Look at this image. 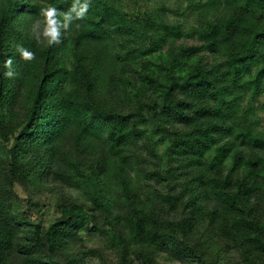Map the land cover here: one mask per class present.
Here are the masks:
<instances>
[{"label": "trees", "instance_id": "16d2710c", "mask_svg": "<svg viewBox=\"0 0 264 264\" xmlns=\"http://www.w3.org/2000/svg\"><path fill=\"white\" fill-rule=\"evenodd\" d=\"M70 3L0 0V264H264V0Z\"/></svg>", "mask_w": 264, "mask_h": 264}, {"label": "clouds", "instance_id": "9594fccd", "mask_svg": "<svg viewBox=\"0 0 264 264\" xmlns=\"http://www.w3.org/2000/svg\"><path fill=\"white\" fill-rule=\"evenodd\" d=\"M93 0H71L67 10H61L52 5L42 6L38 17L30 26V35L37 46L53 47L61 42L63 33L67 32L75 21L82 20L91 7ZM76 27H79L76 24ZM15 51L19 54L21 60L35 61L36 54L25 48L23 45H16ZM14 60L8 56L0 69H3V75L7 78H14L17 73L13 70Z\"/></svg>", "mask_w": 264, "mask_h": 264}, {"label": "rangeland", "instance_id": "374dc122", "mask_svg": "<svg viewBox=\"0 0 264 264\" xmlns=\"http://www.w3.org/2000/svg\"><path fill=\"white\" fill-rule=\"evenodd\" d=\"M260 116V129L264 131V109H262L259 113ZM79 237L83 244L86 246H92V247H101L102 241L97 236H91L87 234L86 232H80ZM90 264H97L95 261L90 262ZM172 264H180V263H172Z\"/></svg>", "mask_w": 264, "mask_h": 264}]
</instances>
